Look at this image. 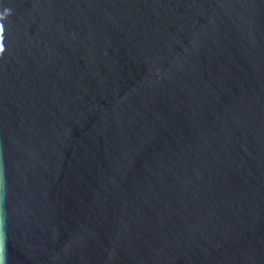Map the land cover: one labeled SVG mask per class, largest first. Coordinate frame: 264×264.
<instances>
[{
    "label": "water",
    "instance_id": "water-1",
    "mask_svg": "<svg viewBox=\"0 0 264 264\" xmlns=\"http://www.w3.org/2000/svg\"><path fill=\"white\" fill-rule=\"evenodd\" d=\"M0 264H264V0H0Z\"/></svg>",
    "mask_w": 264,
    "mask_h": 264
}]
</instances>
